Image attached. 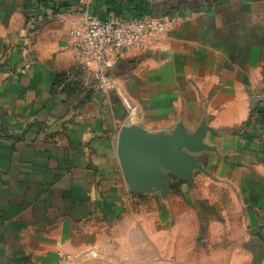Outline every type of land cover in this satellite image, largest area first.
I'll return each instance as SVG.
<instances>
[{"label": "crops", "instance_id": "obj_1", "mask_svg": "<svg viewBox=\"0 0 264 264\" xmlns=\"http://www.w3.org/2000/svg\"><path fill=\"white\" fill-rule=\"evenodd\" d=\"M85 12L173 24L100 87ZM122 128L181 132L199 168L133 182ZM0 264H264V0H0Z\"/></svg>", "mask_w": 264, "mask_h": 264}, {"label": "built area", "instance_id": "obj_2", "mask_svg": "<svg viewBox=\"0 0 264 264\" xmlns=\"http://www.w3.org/2000/svg\"><path fill=\"white\" fill-rule=\"evenodd\" d=\"M81 20L69 32L68 46L79 53L82 68L91 70L100 87H113L106 73L124 51L142 49L146 40L166 33L173 24L172 19L149 15L99 20L88 12ZM61 257L63 261L70 258Z\"/></svg>", "mask_w": 264, "mask_h": 264}, {"label": "water", "instance_id": "obj_3", "mask_svg": "<svg viewBox=\"0 0 264 264\" xmlns=\"http://www.w3.org/2000/svg\"><path fill=\"white\" fill-rule=\"evenodd\" d=\"M188 149L181 132L165 139L137 128H122L118 135V157L131 180L140 179L156 189H167L164 171L185 178L191 168H199Z\"/></svg>", "mask_w": 264, "mask_h": 264}, {"label": "rangeland", "instance_id": "obj_4", "mask_svg": "<svg viewBox=\"0 0 264 264\" xmlns=\"http://www.w3.org/2000/svg\"><path fill=\"white\" fill-rule=\"evenodd\" d=\"M190 185L197 189H201L204 188L205 183H202L201 181H197V182H191ZM209 188H213V187L210 186Z\"/></svg>", "mask_w": 264, "mask_h": 264}, {"label": "trees", "instance_id": "obj_5", "mask_svg": "<svg viewBox=\"0 0 264 264\" xmlns=\"http://www.w3.org/2000/svg\"><path fill=\"white\" fill-rule=\"evenodd\" d=\"M69 74H70V73L65 72V73H63L61 76H62V78L64 79L65 77H68Z\"/></svg>", "mask_w": 264, "mask_h": 264}]
</instances>
